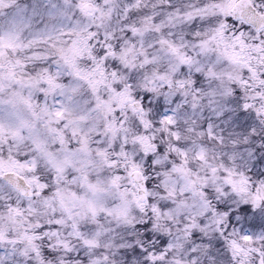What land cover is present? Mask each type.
Segmentation results:
<instances>
[{
    "label": "snow or ice",
    "instance_id": "1",
    "mask_svg": "<svg viewBox=\"0 0 264 264\" xmlns=\"http://www.w3.org/2000/svg\"><path fill=\"white\" fill-rule=\"evenodd\" d=\"M0 264H264V0H0Z\"/></svg>",
    "mask_w": 264,
    "mask_h": 264
}]
</instances>
